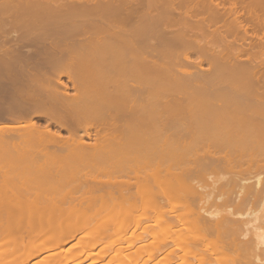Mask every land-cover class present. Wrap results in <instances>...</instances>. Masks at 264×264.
<instances>
[{
    "label": "bare ground",
    "instance_id": "1",
    "mask_svg": "<svg viewBox=\"0 0 264 264\" xmlns=\"http://www.w3.org/2000/svg\"><path fill=\"white\" fill-rule=\"evenodd\" d=\"M4 19L66 30L13 32L22 44L83 36L0 49V264H264L234 218L250 203L264 225V0H0ZM222 77L229 97L190 95ZM217 200L232 208L209 213Z\"/></svg>",
    "mask_w": 264,
    "mask_h": 264
},
{
    "label": "rangeland",
    "instance_id": "2",
    "mask_svg": "<svg viewBox=\"0 0 264 264\" xmlns=\"http://www.w3.org/2000/svg\"><path fill=\"white\" fill-rule=\"evenodd\" d=\"M4 21L6 22V21H8V24H7V26H6V28H0V49H6V50H14V49H17L18 50V52L22 55V56H27V55H34V54H36V53H38V52H40V51H43V50H45V49H51L52 47H54V46H57L58 45V47L60 48V49H69V50H77L78 49V47H79V45L77 44V40L76 39H79L80 38V36H74L73 38H75V40L74 41H62V42H57V41H50V40H47V38L45 37V39H41V40H37V38L34 36V35H30L29 36V38L28 39H31V40H29V41H27V42H25L24 44H22L21 42H18V41H14L13 39H14V37H15V34L13 33V32H34V33H36V32H64V31H66V30H61V29H55V28H53V27H49V28H43V27H40L38 24H28V26H26V28H13V26H10V24L11 23H9V19H4ZM5 32L7 33V34H5ZM21 36V35H20ZM83 36V35H82ZM81 36V37H82ZM86 37V36H85ZM22 45H21V44ZM137 52L140 54V56L141 57H144V56H147L148 54H150V53H153V50L151 49V47L149 46V45H138L137 46ZM203 68L205 69V68H207V66H206V64H203ZM139 68L141 69L140 70V73H141V75L147 80V79H157L158 81H162V80H164V78L166 77V68H160L159 70H157V69H153L150 65H148V64H146L145 62H141L140 64H139ZM206 70V69H205ZM206 72V71H205ZM62 80L63 81H65L66 80V78H65V76H63L62 77ZM238 80V79H237ZM241 87H242V85H240ZM236 87H238V83H236L235 82V79L233 78V77H222V78H217V79H213V80H210L209 82H204V83H202V84H200V85H195V86H193V88H191L190 90H189V92H190V95H197V96H207V95H215V94H220L221 93V95L223 94L224 95V97H226V96H228V95H230L232 92H234L235 90H236ZM235 88V89H234ZM240 88V87H239ZM239 90H241V89H239ZM68 93H69V95H72L73 93H74V91L73 90H68ZM233 95V94H232ZM229 97V96H228ZM223 98V97H222ZM225 100V99H224ZM3 125H0V127H2ZM63 135H64V133H63ZM201 174H198L197 176H200ZM215 175V174H214ZM216 176V180H217V182L215 181V183H214V180L212 181L211 179H208V183L206 182V184H203L202 186V189H204V188H206V190L205 191H203L202 189H200L201 190V192L203 191V195H205V193L207 192H209V194H207V196H211V194H213L214 195V193H217L220 189L221 190H223V188L224 187H221V185H222V183H220V182H223V180L222 181H220L222 178L221 177H225V176H220V174H219V176L216 174L215 175ZM221 178V179H220ZM220 181V182H219ZM225 181V180H224ZM216 183H218V185L221 187L220 189H219V187L217 188L216 187ZM250 183H251V181H250ZM213 184H215V186L213 185ZM223 185H225V183L223 184ZM222 185V186H223ZM238 185V184H237ZM236 185V190H238L239 189V187ZM213 187H215L214 189H213ZM212 190H215L214 192L212 191ZM217 190V191H216ZM210 191H212V192H210ZM218 193H220V192H218ZM218 193H217V195H218ZM202 195V193H201V196H202V198H204V197H206V196H203ZM212 195V196H213ZM212 196H211V198H212ZM216 196V195H215ZM201 198V199H202ZM214 198V197H213ZM207 198H205L204 200H206ZM212 200V199H211ZM210 199H208V201L210 202L211 201ZM214 200V199H213ZM213 200L211 201V203L213 202ZM216 200V199H215ZM196 201V200H195ZM198 202H199V200H197ZM217 202H219V200H217ZM217 202L215 201V203L214 204H211V203H209V208H207L206 207V210H208L209 211V213H213V212H215V211H224L225 209H230V206H231V208H232V205H233V203L229 206V205H227V204H225V205H227V206H224V204H220V202L217 204ZM194 203H197V202H194ZM208 205V204H207ZM245 205H247V204H242V206L243 207H241L242 209H239L238 210V208L241 206H239V207H237V209L235 210V215H234V218H236V220L235 221H237V222H239L240 221V225H239V230H240V232H236L235 233V235H234V237H238L240 240H242V237L244 236L246 239H248L250 236V238L252 239H257V242H258V239H259V242H260V246H259V242L257 243L258 244V250L257 251H262V252H260L261 254H263V252H264V225L262 224L263 223V221H261L258 217H257V209L255 208H253V209H251L250 207L251 206H249V205H251L250 203H249V205H247V207H245ZM248 206H249V209H248ZM228 207V208H227ZM245 209V210H244ZM239 211V212H238ZM155 212H152L150 215L151 216H149V220L147 221V223L145 222V224H144V226L146 225H148V226H151V225H154V224H158V222H157V220L159 221V220H161V218H159V215H156V214H154ZM239 213V214H238ZM133 215H134V212H133ZM156 217H157V219H156ZM243 217V218H242ZM151 218V219H150ZM159 218V219H158ZM243 219V220H242ZM246 220V221H245ZM246 222L245 224L243 223V222ZM249 222V223H248ZM244 224V225H243ZM259 225V226H258ZM242 226H245V227H242ZM258 226V227H257ZM88 228H90V227H88ZM241 228V229H240ZM87 229V228H86ZM143 229V226H141V227H139V231L138 232H140L141 230ZM244 229H245V231H244ZM252 229H253V231H252ZM249 232H248V231ZM83 231V230H82ZM184 231H185V234H184ZM182 233H183V235H181L180 237H178V236H176V237H178L179 239H178V243H182V244H187L188 242V240H190V233L188 234V231H186V230H184ZM243 231H244V233H243ZM255 231V232H254ZM186 232H187V234H186ZM246 232H247V234H246ZM82 234H85V233H87V231H85V232H81ZM238 233H240V234H242V235H236V234H238ZM249 233H252V234H250L249 235ZM262 235H261V234ZM82 234H78L80 237H82L83 235ZM127 234H129V233H127ZM126 234V235H127ZM253 234H255L254 235V237H253ZM258 234V235H257ZM164 235H167V236H164L165 238V241L167 242V239L168 240H170V241H172V239L170 238V237H173L174 235H173V233L172 232H169V231H166L165 232V234ZM246 235H247V237H246ZM123 238L122 239H124V237H125V239L127 240V242H126V240L124 239V241H125V243H126V245L128 244V242L130 241L129 239V237L128 236H125V235H121ZM170 236V237H169ZM259 238H258V237ZM127 237V238H126ZM168 237V238H167ZM241 237V238H240ZM263 237V238H262ZM84 238V237H83ZM129 238V239H128ZM136 238L137 237H133L132 238V240L133 239H135L136 240ZM162 238V237H161ZM170 238V239H169ZM249 238V240H251ZM121 239V237L120 238H117V239H115V241L117 242L116 244L118 245L117 247H121L122 245H123V243H122V241L123 240H121V241H119ZM138 239V238H137ZM141 239V238H140ZM237 239V238H236ZM246 239H244V240H246ZM254 239V241H256ZM131 240V241H132ZM139 240V239H138ZM163 240V238L161 239V241ZM181 240V241H180ZM164 241V242H165ZM169 241V242H170ZM180 241V242H179ZM253 241V240H252ZM151 242V241H150ZM122 243V244H121ZM125 243H124V247H125ZM134 243H136V241L134 242ZM153 243V242H152ZM255 243V242H254ZM184 244V245H185ZM151 246H153V245H151L150 244V247ZM183 246V245H182ZM116 247V249H123V247L122 248H117ZM152 248V247H151ZM177 248H179L178 246L176 247L175 246V249H177ZM203 248L204 247H202L201 249H200V253L201 254H203L204 253V251H203ZM151 250H153L154 251V249H151ZM204 250H206V249H204ZM152 252V251H151ZM155 253V252H154ZM154 253H152V254H154ZM114 254H117V253H115V252H112V253H109V257H107L106 258V261L107 260H109L110 261V255H114ZM157 254V252L155 253V255ZM182 254V253H181ZM256 254V253H255ZM260 254V255H261ZM144 256H145V254H143ZM142 255V256H143ZM260 255H256V256H260ZM117 255H115V256H113V258H114V260H113V258L111 257V259L113 260H111L110 261V264H116V261H117V264H118V261H120L121 260V256L119 257L120 258V260H119V258H118V260L116 259L117 257H116ZM263 256V255H262ZM116 257V258H115ZM157 257H158V259H161L162 257H163V255L161 254V255H159V253L157 254ZM39 258H41L40 256L38 257V256H36V257H34V259L33 258H31V260L33 261V260H38ZM139 258H141V257H139ZM145 258L147 259V257L145 256ZM145 258H141L142 259V261L140 262V260L138 259V257H137V259L138 260H136V261H138L139 263H142V262H144L145 261ZM116 259V260H115ZM40 260V259H39ZM174 262V261H173ZM193 262V264H198V262L197 261H192ZM177 263V262H176ZM170 264H173V263H170ZM179 264V263H178Z\"/></svg>",
    "mask_w": 264,
    "mask_h": 264
}]
</instances>
